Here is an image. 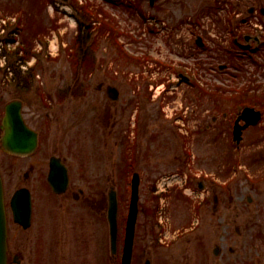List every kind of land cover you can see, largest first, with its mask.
I'll return each mask as SVG.
<instances>
[{
	"label": "rangeland",
	"instance_id": "1",
	"mask_svg": "<svg viewBox=\"0 0 264 264\" xmlns=\"http://www.w3.org/2000/svg\"><path fill=\"white\" fill-rule=\"evenodd\" d=\"M65 4L0 0L2 13L18 15L20 39L35 55L31 62L37 73L32 80L25 66H16L18 57L10 38L17 27L0 21L8 36L4 44L13 52L6 62L15 72H24L15 83L31 84L24 91L14 88L0 61V120L5 102L19 95L41 138L38 152L28 157L9 156L0 148L5 194L10 198L17 188L28 187L34 202L32 227L10 230L12 243L21 242L15 252L27 256L21 264H119L130 181L136 171L141 182L131 264H143L145 259L151 264H264V160L260 162L264 114L261 125L246 130L236 147L231 139L235 107H229L227 100L233 87H247L260 97L264 94V50L251 54L231 41L250 32L264 43V19L247 14L251 6L264 7V0H158L154 7L148 0H69ZM80 5L97 11V17L107 16L121 34L103 28L94 18L82 21L79 29L81 10L75 6ZM54 30H60L63 43L70 44L65 51L52 45L38 47L36 39L49 36L52 40ZM198 34L206 46L196 44ZM113 37L136 58L127 59ZM219 64L227 68L219 70ZM197 68L201 77L195 73ZM198 80L210 94L200 92ZM109 86L119 92L116 101L107 96ZM183 116L191 135L182 128ZM51 154L66 159L71 182L56 197L46 185L44 160L48 163ZM236 154L248 174L234 164ZM192 161L193 168L212 178L193 174L189 180L187 168ZM176 173L187 175V187L196 195L189 196L178 183L170 189L167 203L173 231L169 243L162 244L154 191L158 178ZM200 182L203 190L197 192ZM111 187L119 207L115 255L110 252L103 214ZM73 192L79 193L78 200ZM39 220L43 232L53 229L57 244L44 245L38 263L33 255L39 246ZM215 247L218 254L213 253Z\"/></svg>",
	"mask_w": 264,
	"mask_h": 264
},
{
	"label": "water",
	"instance_id": "2",
	"mask_svg": "<svg viewBox=\"0 0 264 264\" xmlns=\"http://www.w3.org/2000/svg\"><path fill=\"white\" fill-rule=\"evenodd\" d=\"M20 104L18 102H12L6 107V112L2 120L1 128L4 131L2 137V145L6 149H10L15 154H28L31 153L36 146V134L29 130L21 117L20 114ZM251 112L252 110H246ZM248 123H256L259 115L258 113L254 114H245L244 116ZM235 127L234 129V139L240 140L241 129L246 127ZM58 169L51 167L49 174V182L51 187L55 192L61 193L65 189L64 186L67 185V178L65 175V169L61 168L63 176L59 179L56 178ZM29 192H26L25 189L19 190L14 194L12 205L16 212L15 205L17 207L29 205ZM137 200H138V180L137 175H134L132 182V198L130 204V211L128 215V222L126 228V241L124 247V254L122 259V264H130L131 260V250H132V240L134 234V225L137 215ZM19 204V205H18ZM117 199L116 194L112 191L109 194V207H108V221L110 226V238H111V250L113 253L116 251V233H117ZM7 228H6V218H5V209L3 202V186L0 177V264H7ZM218 250L215 249V253ZM146 264H150L146 262Z\"/></svg>",
	"mask_w": 264,
	"mask_h": 264
},
{
	"label": "flooded vegetation",
	"instance_id": "3",
	"mask_svg": "<svg viewBox=\"0 0 264 264\" xmlns=\"http://www.w3.org/2000/svg\"><path fill=\"white\" fill-rule=\"evenodd\" d=\"M255 11H256V9H255ZM25 103L26 102H24V100H23L22 101V111H23V115H24V118L27 121V123L29 125H31L30 124V119L27 117V115H29L31 113V111L30 110H28L27 112L24 111L25 110L24 108L26 107V104ZM52 155H55V154H51L50 156H48V163L44 160V163H45V166L47 167V169H49V159H50V157ZM56 156L59 157V158H61L62 162L64 164H66V159L62 155L58 154ZM72 197H75V195L73 194ZM23 221L24 222H29L28 223V226L24 227V224L22 222H20L21 224L15 223L14 220L9 216L8 224L10 223V226H9V233H8V246H9L8 247V264H21V262H23V260L25 262V260L27 258V256L20 255L17 251L15 252V249H14L15 246L17 244H19L21 246V242L18 241V240H13V243H12V239L13 238H11L12 235L10 234V230L13 229V228L15 230H22V231L23 230H29L32 227V225H33V214H31L30 220H23ZM34 223H35V221H34ZM38 227H37L38 228V233L40 234L39 246H38V250L33 255V258L35 260V256H36V261H38V263H39L40 261H42V253H41V250H42L43 246L44 245L50 246V245H53V244L56 245L57 244V241L54 240V231H53V229L51 231V229L49 228L47 230L49 233L45 235V233L47 231L43 232L45 230L44 223L41 222L40 220L38 221ZM52 237H53V240H52ZM29 253H30V250H29Z\"/></svg>",
	"mask_w": 264,
	"mask_h": 264
},
{
	"label": "trees",
	"instance_id": "4",
	"mask_svg": "<svg viewBox=\"0 0 264 264\" xmlns=\"http://www.w3.org/2000/svg\"><path fill=\"white\" fill-rule=\"evenodd\" d=\"M81 18H82L83 21H87V16L84 13L82 14ZM26 82H27V80H25L23 82V84L26 85Z\"/></svg>",
	"mask_w": 264,
	"mask_h": 264
}]
</instances>
